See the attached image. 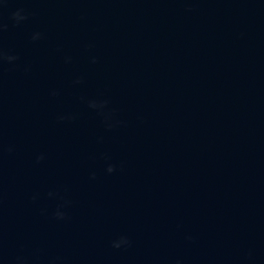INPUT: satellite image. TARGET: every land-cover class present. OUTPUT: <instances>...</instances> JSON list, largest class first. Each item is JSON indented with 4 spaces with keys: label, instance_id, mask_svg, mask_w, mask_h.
I'll return each mask as SVG.
<instances>
[{
    "label": "water",
    "instance_id": "obj_1",
    "mask_svg": "<svg viewBox=\"0 0 264 264\" xmlns=\"http://www.w3.org/2000/svg\"><path fill=\"white\" fill-rule=\"evenodd\" d=\"M0 264H264V0H0Z\"/></svg>",
    "mask_w": 264,
    "mask_h": 264
},
{
    "label": "clouds",
    "instance_id": "obj_2",
    "mask_svg": "<svg viewBox=\"0 0 264 264\" xmlns=\"http://www.w3.org/2000/svg\"><path fill=\"white\" fill-rule=\"evenodd\" d=\"M22 13H23V9L17 10L16 12H14L12 14V19L15 20L17 23L20 22V21H22V20H24V19H26L27 17L25 15H23ZM38 35L39 34H37L36 36H34L33 39L38 38ZM8 59L9 60H13V59H15V57H8ZM9 151H11V149H9ZM37 159L38 160H41V159H43V156H40ZM107 170H108V172L111 173L112 171H114V168L112 166H109ZM57 216L60 217V218H62L63 217V214L62 213H57ZM121 243L127 244L128 241H127L126 238H121V241L119 243H114V247L119 248Z\"/></svg>",
    "mask_w": 264,
    "mask_h": 264
}]
</instances>
